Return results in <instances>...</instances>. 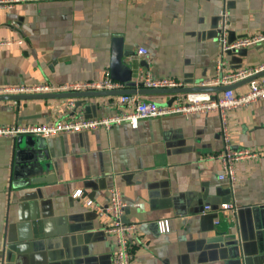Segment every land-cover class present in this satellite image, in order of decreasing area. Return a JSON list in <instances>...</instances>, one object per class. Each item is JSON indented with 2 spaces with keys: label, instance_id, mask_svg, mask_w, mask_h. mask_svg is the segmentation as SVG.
<instances>
[{
  "label": "crops",
  "instance_id": "obj_1",
  "mask_svg": "<svg viewBox=\"0 0 264 264\" xmlns=\"http://www.w3.org/2000/svg\"><path fill=\"white\" fill-rule=\"evenodd\" d=\"M222 12L229 41L264 33V0H21L1 6L0 39L12 43L0 45V85L100 80L110 73L112 38L121 36L132 48L133 76L149 66L156 77L198 86L217 72ZM143 46L148 53L139 55ZM223 58L225 73L259 67L264 42ZM249 82L234 91L246 92ZM121 95L86 97L75 111L79 98L0 99V126L125 111ZM139 95L171 104L178 94ZM229 117L233 145L259 152L235 164L234 181L220 179L222 165L210 158L223 148L215 112L36 136L52 163L37 184L14 180V138L0 137V264H112L116 240L104 229L108 219L84 202L106 204L112 185L128 204L124 221L137 225L131 264H264V100ZM78 190L81 198L73 196ZM161 220H169L168 231H161Z\"/></svg>",
  "mask_w": 264,
  "mask_h": 264
},
{
  "label": "built area",
  "instance_id": "obj_2",
  "mask_svg": "<svg viewBox=\"0 0 264 264\" xmlns=\"http://www.w3.org/2000/svg\"><path fill=\"white\" fill-rule=\"evenodd\" d=\"M18 1L21 0H0V7L10 6ZM225 15V12L221 13L222 18L220 20V32L218 35L221 54L216 64L217 72L213 77L201 81L198 86L230 85L264 70L263 64L255 68H242L230 73L223 72L224 52L264 42V33L246 35L235 41H229L226 32ZM10 43H12V40L0 39V45ZM147 53L148 50L144 46L138 50L139 55H145ZM132 82L137 89L183 86V82L177 78L154 76L149 66L139 70L133 76ZM125 86V83L112 79L110 73H108L100 80L68 82L56 86L47 83L0 85V95L81 90H119ZM261 100H264V76L251 80L248 85V90L243 93H236L233 88L222 91V93L187 92L183 95H176L171 104H159L153 100H145L139 94H124L121 95L119 103L127 107L125 111L97 117L80 115L70 119L46 123L0 126V137L15 138L18 135L29 134L49 138L64 133L82 132L90 129H110L114 125L125 122L136 127L141 119L159 116L173 114L195 116L215 112L220 117L223 148L216 154L211 155L210 158L218 159L222 165V172L219 174L220 179L228 178L234 181L236 179L235 164L242 159H256L259 157V152L249 148H236L233 145L229 112L240 107L255 104ZM73 196L75 198H81L82 191H76ZM84 202L97 215L108 219L104 229L108 234L113 235L116 240V250L112 257V264H131L133 258L131 239L137 232V225L136 223L124 221L128 204L123 198V192L120 186L112 185L109 187L106 204H101L91 199H86ZM230 207L231 205L229 204H223V209H229ZM210 208L208 205L205 206V210H210ZM159 225L162 232L170 229L169 220H161Z\"/></svg>",
  "mask_w": 264,
  "mask_h": 264
},
{
  "label": "water",
  "instance_id": "obj_3",
  "mask_svg": "<svg viewBox=\"0 0 264 264\" xmlns=\"http://www.w3.org/2000/svg\"><path fill=\"white\" fill-rule=\"evenodd\" d=\"M132 48L124 44L121 36L112 38L111 60L109 72L112 79L121 81L126 84L127 88L123 90H88V91H64V92H45V93H28V94H4L0 99L20 100L22 98H79L74 101V111L85 104L86 97L106 96L114 94H180L187 92H215L234 88L241 82H249L256 78L264 76V70L249 76L242 81L230 85L222 86H182L172 88H140L137 89L132 82L134 68L127 60L131 55ZM229 51V50H228ZM231 51V50H230ZM171 98L168 103L172 102ZM87 108L88 106L85 105ZM12 171L14 180L23 178L27 179L24 183L37 184L48 178L49 171L52 169V163L49 161V155L43 148L40 141L35 135H18L14 138L13 146ZM18 178V179H17ZM19 181V180H18Z\"/></svg>",
  "mask_w": 264,
  "mask_h": 264
}]
</instances>
